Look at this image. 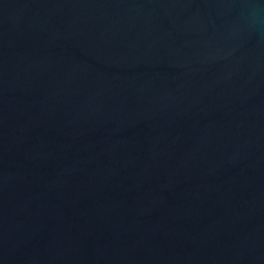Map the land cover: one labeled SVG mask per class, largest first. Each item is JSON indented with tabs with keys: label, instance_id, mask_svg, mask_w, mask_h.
<instances>
[{
	"label": "water",
	"instance_id": "water-1",
	"mask_svg": "<svg viewBox=\"0 0 264 264\" xmlns=\"http://www.w3.org/2000/svg\"><path fill=\"white\" fill-rule=\"evenodd\" d=\"M0 264H264V0H0Z\"/></svg>",
	"mask_w": 264,
	"mask_h": 264
}]
</instances>
